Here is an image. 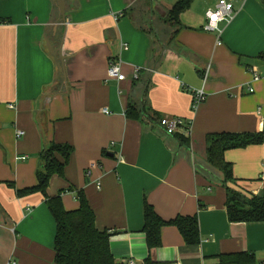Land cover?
<instances>
[{"label":"crops","instance_id":"crops-1","mask_svg":"<svg viewBox=\"0 0 264 264\" xmlns=\"http://www.w3.org/2000/svg\"><path fill=\"white\" fill-rule=\"evenodd\" d=\"M236 1L216 44V33L202 29L206 9L195 12L193 2L172 37L158 18L173 4L155 0L149 20L136 14L137 0H64V17L56 0H0V264H57L44 197L18 194L36 185L39 152L50 141L73 151L47 193L84 194L96 228L111 233L116 264H141L148 255L154 264H217L219 255L238 252L264 261V221L230 222L221 176L205 162L208 133H264V76L252 81L251 73L264 74V0ZM116 59L124 80L108 78ZM202 86L206 97L192 109L189 89ZM146 87L159 116L189 123V148L157 123L127 118L128 101L141 103ZM224 156L242 192L264 189V142ZM61 200L67 210L79 206L70 191ZM145 202L164 220L196 215L200 242L186 244L166 225L160 246L149 250Z\"/></svg>","mask_w":264,"mask_h":264},{"label":"trees","instance_id":"trees-1","mask_svg":"<svg viewBox=\"0 0 264 264\" xmlns=\"http://www.w3.org/2000/svg\"><path fill=\"white\" fill-rule=\"evenodd\" d=\"M193 0H176L163 18H158L173 27L172 37L180 28V14L186 10ZM154 29V28H153ZM150 27L154 42H160L155 30ZM156 55L160 50H155ZM147 87L142 93L143 101L135 102L131 98L127 103L125 115L139 122L158 125L161 116L151 109L147 101ZM182 128V129H181ZM181 129V130H179ZM189 123L184 122L172 133L177 142L189 148ZM264 142V133H232L218 132L205 135V162L221 176L225 188V207L230 222L264 221V189L257 194L242 192L236 184L233 165L224 154L227 150L258 145ZM73 151L68 143L50 141L39 152V166L36 170L37 183L34 187L20 190L18 194L39 192L55 221L54 260L57 264H116L110 252L108 239L110 232L99 230L95 226V214L81 191L69 187L60 189L58 194L49 195L47 188L53 176H64V169ZM70 191L79 201V206L67 210L61 200L63 192ZM166 225H174L179 230L186 244H198L200 231L197 216L178 215L171 220L162 219L152 208L144 203L143 232L149 250L161 244V229ZM254 255L249 252L221 254L217 264H252ZM141 264H154L148 255Z\"/></svg>","mask_w":264,"mask_h":264},{"label":"built area","instance_id":"built-area-1","mask_svg":"<svg viewBox=\"0 0 264 264\" xmlns=\"http://www.w3.org/2000/svg\"><path fill=\"white\" fill-rule=\"evenodd\" d=\"M242 1V0H241ZM236 9L234 7V0H217L214 8H208L206 10L207 21L203 24L202 29L207 31H214L216 33V44H221L220 35L223 29V25L228 24L234 17ZM122 15V13L114 14V18L117 19ZM223 24V25H222ZM122 48L126 49L127 45L125 43L122 44ZM139 68L135 67L133 69L132 79L138 77ZM252 81H258L264 74L258 72L256 69H252ZM108 78H113L116 80H124L125 75L121 71V61L119 59L112 60L109 63L107 70ZM192 95L191 108L195 109L196 106L201 103L205 97L206 93L204 91V87L200 88H192L189 89ZM248 92H253L254 88L252 86H247ZM107 112L106 110H104ZM185 121L179 117H168L163 116L160 118L158 125L163 128L166 134L171 135L178 126L183 124ZM23 134V131L17 130L16 136L19 137ZM24 159V157H22ZM128 264H135L134 260L129 259ZM260 264H264L262 261Z\"/></svg>","mask_w":264,"mask_h":264},{"label":"rangeland","instance_id":"rangeland-1","mask_svg":"<svg viewBox=\"0 0 264 264\" xmlns=\"http://www.w3.org/2000/svg\"><path fill=\"white\" fill-rule=\"evenodd\" d=\"M154 1V0H152ZM176 0H155V2L162 3V4H173ZM150 0H137V4L134 5V10L138 11V15L141 14V17L139 16L140 20H149L148 14L150 13ZM193 9L196 12H201V10H207L208 8L212 9L214 6H208L211 5L213 2H217V0H193ZM237 1L234 0V4H236ZM136 11V12H137Z\"/></svg>","mask_w":264,"mask_h":264},{"label":"water","instance_id":"water-1","mask_svg":"<svg viewBox=\"0 0 264 264\" xmlns=\"http://www.w3.org/2000/svg\"><path fill=\"white\" fill-rule=\"evenodd\" d=\"M56 1L58 3V7H59V10H60L61 16L64 17V15H65V12H64V0H56ZM58 54H59V52H58ZM62 60H63V58L60 57V63H62ZM262 132H264V125H262Z\"/></svg>","mask_w":264,"mask_h":264}]
</instances>
